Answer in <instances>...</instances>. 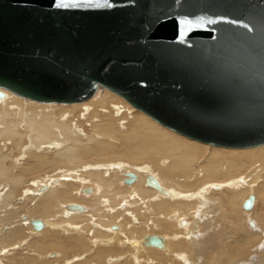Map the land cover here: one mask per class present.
Here are the masks:
<instances>
[{
	"label": "bare ground",
	"instance_id": "bare-ground-1",
	"mask_svg": "<svg viewBox=\"0 0 264 264\" xmlns=\"http://www.w3.org/2000/svg\"><path fill=\"white\" fill-rule=\"evenodd\" d=\"M7 91H0V264H78L64 262V258L89 248L85 233L103 245L94 250L93 264L112 256L116 247L127 249L119 233L132 252L145 253L142 260L148 258L146 264H181L179 259L184 261L185 255L189 256L186 264H234L245 260L250 247L262 239L264 183L259 181L264 179V145L247 149L211 146L220 150L207 152L205 144L177 135L143 112H124L125 104L109 94L97 93L90 99L92 95L87 103L49 107L39 103L55 102L22 103ZM75 115L84 121L81 126L69 121ZM48 151L52 154L47 155ZM18 153L21 158L17 160L10 156ZM59 167L63 169L55 174L40 176ZM29 178L30 195L18 203L16 195ZM130 178L133 182L127 183ZM149 178L157 186H150ZM122 181L128 186H122ZM252 191L259 202L249 194ZM245 198L250 203L256 200L252 217L259 227L252 233L242 223L239 204ZM67 202L82 207L64 212L66 206L64 210L61 205ZM205 203L210 206L203 208ZM22 211L26 216H19ZM18 216L36 232L44 228L39 218H51L59 230L41 233L13 252L16 248H6L24 237L16 226ZM201 217L205 220L199 224ZM232 217L237 219L235 225L231 223L234 226ZM131 221L140 226L134 227ZM140 221L150 224L144 230ZM69 232L73 234L62 235ZM157 232L170 238L165 241V235ZM262 247L252 257L254 264H264ZM29 252L37 258L23 257ZM135 257L139 263L141 256ZM112 260L110 264L130 263L128 259L122 263ZM80 264H87L86 260Z\"/></svg>",
	"mask_w": 264,
	"mask_h": 264
},
{
	"label": "water",
	"instance_id": "water-1",
	"mask_svg": "<svg viewBox=\"0 0 264 264\" xmlns=\"http://www.w3.org/2000/svg\"><path fill=\"white\" fill-rule=\"evenodd\" d=\"M99 86L189 140L264 145V0H0L1 88L72 104Z\"/></svg>",
	"mask_w": 264,
	"mask_h": 264
},
{
	"label": "rangeland",
	"instance_id": "rangeland-1",
	"mask_svg": "<svg viewBox=\"0 0 264 264\" xmlns=\"http://www.w3.org/2000/svg\"><path fill=\"white\" fill-rule=\"evenodd\" d=\"M8 89H4V88H1L0 87V91H7ZM10 90H8L7 92L8 93H11L12 95H14V96H16V97H18V98H20L21 100H22V103H28V102H33L34 103V101H31V99H28V98H25V97H22V96H19V95H17V94H15L14 92H12V91H10ZM98 91V92H97ZM97 93H99V95L100 96H102V95H104V94H109V95H111V96H114L115 98H118L121 102H122V104L124 105V107H123V111L124 112H127L128 114H136V113H140V112H138L137 110H135V109H133L132 107H131V105H129L123 98H121V97H119V96H117L116 94H113V92L111 93V91H108L106 88H103V87H101V86H99V87H97V90H96V92L93 94V96L90 98V99H92L93 97H94V95H96ZM89 99V100H90ZM89 100H87V101H83L82 103H87ZM35 103H37L38 104V102H35ZM120 103V102H119ZM39 104H46V105H53V104H56V103H39ZM78 104V103H77ZM80 104V103H79ZM57 105H64V106H70V105H73V104H57ZM86 105V104H85ZM116 105H119L118 103H116ZM127 106L129 107V108H127ZM50 107V106H49ZM52 107V106H51ZM53 107H56V106H53ZM82 107V106H81ZM82 109V108H81ZM66 113V112H65ZM82 113V112H81ZM144 115V114H143ZM77 116L78 115H75V117H74V119L72 118V120H71V118L69 119V121L70 122H73L74 121V123H78L79 125H80V123L81 122H84V121H81V120H79V118H77ZM13 117L14 116H12V117H10L9 119H13ZM147 117V116H146ZM150 119V118H149ZM151 120V119H150ZM11 121V123H13L15 120H10ZM76 121V122H75ZM86 123V122H85ZM81 126V125H80ZM85 127H86V131H88V126H86L85 125ZM85 131V132H86ZM178 135V134H177ZM184 138V137H183ZM186 139V138H185ZM188 140V139H187ZM191 141V140H190ZM203 148H205V150L208 152V151H215V150H220L219 148H214V147H211V146H203ZM4 149H2V151H3ZM12 151V150H11ZM11 151H9L10 152V154L12 153ZM47 155H50V154H52V152H47L46 153ZM10 156H12V158L14 159V160H17V158H21V154L20 153H18V154H16V155H10ZM83 163H85L84 161H83ZM83 163H81V164H83ZM81 164H79V165H81ZM142 165V166H141ZM147 164H140V165H138L139 167H145ZM63 168H53L52 170H49L48 171V173L47 174H45V173H42L40 176H45V175H51V174H55L56 172H58V171H61ZM50 172V173H49ZM154 174H156L155 172H154ZM30 180V178L28 179V180H26L25 179V184H24V186H21L20 187V189H19V191H18V194L16 195V200H18V203H22V201H24V195H27V196H29L30 195V191H31V189H28L27 187H30L31 186V183H32V181H29ZM29 181V182H28ZM31 182V183H30ZM123 182V184H122V186H128L127 184L125 185L124 184V181H122ZM262 183H264V179L263 180H260L259 181V184H262ZM224 184H228V182L227 183H224ZM258 184V185H259ZM26 185H27V187H26ZM151 186V185H150ZM154 187V186H153ZM28 189V190H27ZM81 188H79L78 190H77V192L78 191H81L80 190ZM25 190H27V192L26 193H24V191ZM29 192V193H28ZM253 192V191H252ZM85 194H89V193H86L85 192ZM249 194H251V195H253V196H255L256 198H257V202H259V198H258V196L257 195H255L254 194V192L253 193H249ZM248 194V195H249ZM250 195V196H251ZM23 196V197H22ZM247 198V197H246ZM246 198H245V200H246ZM22 200V201H21ZM20 201V202H19ZM251 201V200H250ZM253 201H256V200H253ZM252 201V203H253V205H252V203H250V208H246L245 206H243V204H239V208H240V211L241 212H243L242 213V215L244 216H242V218H244V219H242L243 221H242V223H243V225H245L244 227H245V230L247 231V232H250V233H252L251 231H253V232H255V229H256V227L255 226H257V227H259V225L257 224V222L254 220V218L252 217L253 216V214L255 213V207H254V202ZM246 202V201H245ZM30 203V202H29ZM31 204V203H30ZM207 204V205H206ZM209 203H205V205L203 206V208H205V207H208V206H210V205H208ZM29 205V204H28ZM63 205H65L66 206V210H65V206H63ZM67 205H77V206H81L79 203H75V202H67V203H65V204H62L61 205V207L65 210L64 212H67L68 210H69V207L67 206ZM82 207V206H81ZM57 208H59V205H57L56 206V209ZM196 208V207H195ZM73 212H77V211H73ZM140 214V213H139ZM138 214V216H140ZM22 216V217H24V216H26V212L25 211H22L21 213H19V216ZM17 217L18 219V221H17V225L16 226H18V227H20L21 229H22V231H23V233H24V237H23V240H20L18 243L20 244H17V243H13V244H11V245H9V247H7L6 249H8V250H11L12 248H16V249H13L12 251L13 252H15V251H17V248H19L18 250L20 251L21 249H22V245H24L25 246V244L29 241V240H31V239H35V238H37V237H39V235H41V233H46V232H51V231H57V230H59L57 227H56V225H54V224H52L51 222H50V220H51V218H46V219H41V218H39V219H36V220H41L42 221V223L44 222V228H42L41 230H39V232H36V231H38V230H35V229H33V227L30 225V224H26L27 223V221H25V220H22L21 218L22 217ZM138 216H137V219L139 220V218H138ZM202 218V219H201ZM201 218H199V219H197V223L199 222V224H200V222L202 223L205 219L203 218V217H201ZM208 218L211 220L212 219V215L210 214V216H208ZM207 218V219H208ZM233 219H234V221L232 222V221H230V224L231 223H233L234 224V222H235V224H236V221H237V219L236 218H234V217H232ZM246 218H248V219H246ZM27 219V218H26ZM30 219V218H29ZM136 219V220H137ZM204 219V220H203ZM28 220V219H27ZM30 220H33V219H30ZM49 220V221H48ZM203 220V221H202ZM254 220V221H253ZM189 221H190V219H189ZM189 221L187 220V222L189 223ZM132 223H133V225H134V227H137V226H140L139 225V223L138 222H133V221H131ZM131 222H130V225H132L131 224ZM140 222H143V221H140ZM249 222V223H248ZM92 224V223H91ZM148 224H150V222H146V221H144L143 222V224L141 225V227H143V229L145 230V228L147 227V226H149ZM190 224H191V222H190ZM233 224H231L232 226H234ZM256 224V225H255ZM30 225V226H29ZM145 225V226H144ZM25 226V227H24ZM28 226V227H27ZM185 228V227H184ZM195 228V227H194ZM194 228H191V231L194 229ZM254 228V229H253ZM28 230V231H27ZM251 230V231H250ZM124 233H125V231H123ZM155 231H153V233H154ZM203 232H205V229H202V233ZM144 233H147V231H145ZM71 234H73V233H71V232H69V233H67V234H62V235H64V236H69V235H71ZM86 234V243L88 244V247L89 248H87L83 253H81V254H78V255H73V256H68V257H66V258H64L65 260H64V262H67V263H71V262H74V263H78V264H80V262H83L84 260H86V263L87 264H89V262L91 261V263L90 264H93V260H91L92 259V256H93V253H94V250L95 249H98V247H102L103 245H101V244H96V243H94V239H91L88 235H87V233H85ZM157 234L158 235H161V234H163V233H158L157 232ZM156 234V235H157ZM163 235H165V241H168V239L170 238H168L167 236H166V234H163ZM197 234L195 233V236H196ZM36 236V237H35ZM125 236V235H124ZM85 236H83L82 237V241H84V238ZM117 237H119V240L120 241H122L125 245H126V247H127V249H125V248H119V247H116V249H114V251L116 252H114L113 251V253H111L112 254V256L111 255H107L105 258H103L105 261H103V262H101L100 264H110L109 263V261L110 260H112L113 262H118V263H122L123 262V260H126V259H128V260H130V263L129 264H146V263H148V258L146 259L145 258V260H142V259H144L143 257H144V255H145V253H143V252H141V255H138V254H136V253H134V252H132V248H130V246L129 245H127V243H125L126 241H125V238L124 237H122V235L119 233L118 234V236ZM125 237H127V238H130L129 237V235H126ZM175 238L177 237V238H179V239H181V238H183L182 236H174ZM185 237V236H184ZM199 237V236H198ZM264 235H262V239H260V241L256 244V246H254V247H250V252H249V254H248V256H247V258L245 259V260H240V261H237V262H235L234 264H251V263H255V261L252 259V257L254 258L255 257V255L257 254V252L258 251H261V250H259L260 248H263L262 247V245H264ZM168 238V239H167ZM186 238V237H185ZM91 239V240H90ZM109 239V238H108ZM123 239V240H122ZM21 241H23V243L21 242ZM19 245V246H18ZM261 245V246H260ZM23 246V247H24ZM129 246V247H128ZM183 246V245H182ZM258 246V247H257ZM107 247V246H106ZM256 247V248H255ZM260 247V248H259ZM170 249H171V247H170ZM184 249V248H183ZM255 249V250H254ZM182 250V249H181ZM125 251V252H124ZM256 251V252H255ZM56 251L55 250H52V251H50V253H55ZM57 253V252H56ZM27 254V255H26ZM92 254V255H91ZM116 254V255H115ZM251 254V255H250ZM91 255V256H90ZM115 255V256H114ZM141 256V258H138V261H139V263H136V261H135V256ZM33 257V258H37L36 256V254L35 253H31V252H29V254L28 253H23V257ZM77 256H78V258H77ZM88 256V257H87ZM174 257V256H173ZM172 256H171V258H173ZM50 258H53L52 256H50ZM55 258V257H54ZM85 258V259H84ZM175 258V257H174ZM183 258H185V262L184 261H182V259H179L182 263L181 264H186V262L188 263V260H189V256L188 255H185ZM251 258V259H250ZM49 259V258H48ZM61 260L63 259V258H60ZM67 259V260H66ZM110 259V260H109ZM142 260V261H141ZM251 260V261H250ZM80 261V262H79ZM251 262V263H250ZM6 263V261H2L1 262V264H5ZM253 263V264H254ZM55 264H65V263H63V262H61V263H57V262H55ZM94 264H96V261H94ZM111 264H114V263H111Z\"/></svg>",
	"mask_w": 264,
	"mask_h": 264
}]
</instances>
